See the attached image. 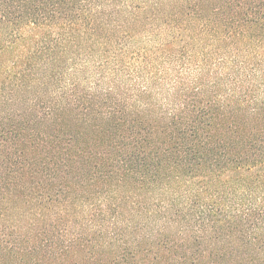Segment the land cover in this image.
Listing matches in <instances>:
<instances>
[{
	"label": "trees",
	"instance_id": "1",
	"mask_svg": "<svg viewBox=\"0 0 264 264\" xmlns=\"http://www.w3.org/2000/svg\"><path fill=\"white\" fill-rule=\"evenodd\" d=\"M0 189L12 264L88 244L75 212L178 225L108 264H264V0H0Z\"/></svg>",
	"mask_w": 264,
	"mask_h": 264
},
{
	"label": "rangeland",
	"instance_id": "2",
	"mask_svg": "<svg viewBox=\"0 0 264 264\" xmlns=\"http://www.w3.org/2000/svg\"><path fill=\"white\" fill-rule=\"evenodd\" d=\"M41 129H44L42 126H38ZM21 180H24L22 183H19L21 187H28L29 177L25 179L22 177ZM4 193H7L5 190L0 189ZM19 189H11L9 190V196H6L3 201L6 203L5 205H0V214L3 217H6L8 221H13L15 217H27L26 206L22 202L21 199L24 198V195H20L18 192ZM76 191V188L75 190ZM85 196V195H84ZM77 197H72L71 200H77ZM41 201V200H40ZM39 203V202H38ZM69 212H73L72 209ZM23 213H26L25 216H22ZM49 214L47 209L43 208L42 205H37L28 213V217H46L45 215ZM82 215V214H81ZM79 212L72 213L71 217H67L68 224L61 225L60 227L64 228L63 237H69L74 233L82 234L83 238L88 240L89 243L86 244L83 242L76 244L77 246H73L68 251H65V254L57 255L54 254L50 257L44 256L43 254H38L34 256L36 263L39 264H108L114 259L115 253L119 251L120 241L123 238L125 240H138L132 245L128 246H138L139 249H142L145 245V238L148 235L158 236L161 233L171 234L178 227L175 223L172 225H168V228L162 227V222L164 220L163 217H153L149 218L148 223H146L147 229H142L141 231H132L129 229H122L121 232L118 230L119 226L123 221H127L129 217H119L117 220L116 217L106 218L105 220H101L97 217H82ZM115 218V219H114ZM35 221V223H34ZM119 221V222H118ZM16 223H19L21 227H23L24 237L27 239H33L37 237V233L42 231L48 224L42 225L41 222L36 220H28V218H24V220H16ZM51 224V223H50ZM35 226V227H34ZM162 227V228H160ZM35 228V229H34ZM38 231V232H37ZM51 235H54V230H51ZM130 232V233H128ZM56 240V238L54 239ZM83 244V245H82ZM7 254V253H4ZM164 253L161 250H158L157 257H164ZM20 256L17 255H4L0 257L1 264H12Z\"/></svg>",
	"mask_w": 264,
	"mask_h": 264
}]
</instances>
